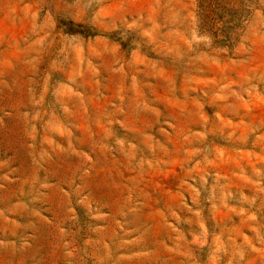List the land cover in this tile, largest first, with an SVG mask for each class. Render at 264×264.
<instances>
[{
    "label": "rangeland",
    "instance_id": "obj_1",
    "mask_svg": "<svg viewBox=\"0 0 264 264\" xmlns=\"http://www.w3.org/2000/svg\"><path fill=\"white\" fill-rule=\"evenodd\" d=\"M0 264H264V0H0Z\"/></svg>",
    "mask_w": 264,
    "mask_h": 264
}]
</instances>
